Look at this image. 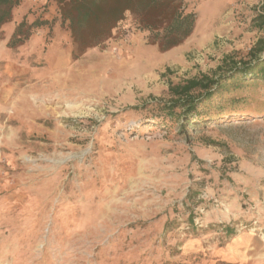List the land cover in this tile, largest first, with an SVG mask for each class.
Returning <instances> with one entry per match:
<instances>
[{
  "label": "rangeland",
  "instance_id": "374dc122",
  "mask_svg": "<svg viewBox=\"0 0 264 264\" xmlns=\"http://www.w3.org/2000/svg\"><path fill=\"white\" fill-rule=\"evenodd\" d=\"M185 1L196 19L181 45L159 50L128 15L72 60L58 23L6 47L23 17L55 15L20 0L0 39V264H264V116L186 138L133 131L170 84L219 74L264 34L260 0ZM196 185L193 233L183 199Z\"/></svg>",
  "mask_w": 264,
  "mask_h": 264
},
{
  "label": "trees",
  "instance_id": "16d2710c",
  "mask_svg": "<svg viewBox=\"0 0 264 264\" xmlns=\"http://www.w3.org/2000/svg\"><path fill=\"white\" fill-rule=\"evenodd\" d=\"M55 7L51 18L38 16L31 21L23 17L16 23L5 45L10 50L26 44L43 28L54 25L64 28L69 36L72 60L87 50L102 45L112 31L128 15L147 33L148 41L161 51L177 47L191 36L195 29L196 14L185 0H48ZM20 0H0V39L2 26L14 18ZM46 5V3L44 4ZM253 20L264 30V0H260ZM264 34L258 38L242 57L224 58L217 67L219 74L185 79L168 87L169 99L159 101L141 118L140 129H169L175 136L186 138L191 128L208 127L221 121L227 122L255 115L264 116ZM220 71H222L220 73ZM137 107L123 110L116 117L128 118L138 112ZM102 142H105L102 139ZM106 144V143H105ZM196 185L189 188L183 199L187 208L186 221L194 233V209L199 195ZM199 199V198H198ZM178 210V207H174ZM176 219L166 220L163 231H172ZM227 235L234 228L223 226Z\"/></svg>",
  "mask_w": 264,
  "mask_h": 264
}]
</instances>
